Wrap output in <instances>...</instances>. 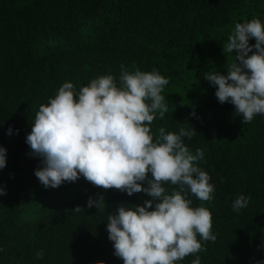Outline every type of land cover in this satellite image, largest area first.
Masks as SVG:
<instances>
[{"label":"trees","instance_id":"obj_1","mask_svg":"<svg viewBox=\"0 0 264 264\" xmlns=\"http://www.w3.org/2000/svg\"><path fill=\"white\" fill-rule=\"evenodd\" d=\"M252 18L264 21V0H0V147L6 149L0 264H123L108 239L107 215L152 198L82 176L45 188L34 175L40 158L25 142L40 104L64 82L78 91L112 74L119 84L121 65L130 72L156 69L168 80L161 93L167 112L150 125L154 138L161 127L166 133L192 127L196 134L183 143L204 153L197 163L210 176L213 198L188 199L210 211L217 238L202 241L203 250L179 264L197 256L200 264L264 260V116L242 124L234 105L219 103L216 86L205 79L207 72L226 74L236 55L223 52L227 37ZM141 183L146 187L147 179ZM162 186L169 194L176 187ZM241 194L248 206L234 212L231 203ZM100 197L97 208L87 207L89 198Z\"/></svg>","mask_w":264,"mask_h":264},{"label":"clouds","instance_id":"obj_2","mask_svg":"<svg viewBox=\"0 0 264 264\" xmlns=\"http://www.w3.org/2000/svg\"><path fill=\"white\" fill-rule=\"evenodd\" d=\"M250 38L255 44H249ZM234 50L226 74L207 72L205 79L216 86L219 103L234 105L243 124L264 116V21L252 18L236 23L223 46V52ZM118 80L119 84L112 74L100 75L78 91L73 83L64 82L54 97L40 104L25 138L42 165L34 175L45 188L82 176L93 185L129 196L146 193L152 199L143 206L121 204L107 215L113 254L123 264H179L187 255L202 251V241L217 238L210 211L191 206L188 199L189 194L200 201L213 198L210 176L197 163L204 153L199 148L193 153L183 143V137L196 134L192 127L180 128L178 133H166L161 127L154 138L150 125L167 112L161 93L168 84L156 69L130 72L121 65ZM12 131L9 126L6 134ZM5 166L6 149L0 147V169ZM146 179L144 187L141 182ZM164 183L176 187L169 194ZM4 194L0 188V195ZM100 202L102 197L89 198L87 207L97 208ZM248 203L249 198L241 194L231 208L239 212ZM190 264H200L199 256Z\"/></svg>","mask_w":264,"mask_h":264}]
</instances>
